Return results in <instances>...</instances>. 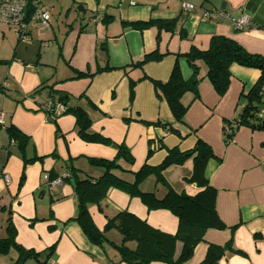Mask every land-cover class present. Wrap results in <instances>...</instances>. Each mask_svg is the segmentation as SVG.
I'll return each mask as SVG.
<instances>
[{"label": "crops", "instance_id": "obj_1", "mask_svg": "<svg viewBox=\"0 0 264 264\" xmlns=\"http://www.w3.org/2000/svg\"><path fill=\"white\" fill-rule=\"evenodd\" d=\"M39 1L45 8L47 0ZM184 1L193 9L183 10L182 0H57L59 16L73 12L79 23L72 51H66L65 41L59 42L50 21L48 27L28 23L27 39L16 43L13 32L0 25L2 40L9 39L14 45L13 50L9 46L7 52H0V238L5 237L10 221L16 244L39 254L24 264H127L120 260L117 248L122 236L115 229L106 231V242L95 246L71 220L77 212L72 174L80 179L99 178L103 170L89 160H111L116 146L124 145L134 162L128 165L120 161L125 172L117 174L132 181L144 164L158 166L166 149L188 151L197 139L205 142L214 155L205 165L204 176L216 191V212L226 228L207 230L188 264H200L210 244L227 243L231 250H226L217 264H264V131L239 127L229 144H225L223 132L224 122L235 119L241 110V93L251 90L260 72L232 65L228 90L219 97L205 77V66L197 63L198 98L193 99L191 93L183 96L188 108L182 124L174 123L167 104L155 97L150 82L167 81L175 55L192 47L206 50L214 35L231 38L248 53L264 57V0ZM240 15H246L249 24L237 30L231 19ZM148 21H173V26L167 31L153 23L134 30L126 24ZM72 24L70 31L75 32ZM31 26L44 28L41 40L33 38ZM153 51L156 53L141 68L132 66ZM158 55L162 58L157 59ZM179 64L183 78L188 79L191 69L183 59ZM73 69L93 76L75 80ZM143 76L147 79L141 80ZM130 80H138L131 104ZM49 87L81 95L71 105L81 107L91 121L90 132L107 138L111 145L82 140L71 114L51 121L41 107L47 101ZM143 121L172 124L181 137L161 127L146 126ZM10 126L28 138L25 158L39 160L24 163L16 144L9 140L6 129ZM150 144L155 150L147 158ZM160 144L163 149H156ZM191 173L192 161L188 160L169 167L163 176L175 192L194 194L198 188L185 180ZM69 174L71 179L65 181ZM56 179L61 182L51 184ZM139 189L158 197L166 192L153 176L145 178ZM121 211L160 232H177V218L169 211L148 210L138 197L115 188H110L99 204L88 206L99 231ZM51 246L53 253L45 257ZM126 246L134 249L136 245L128 242ZM181 246L176 243L175 259ZM17 257L12 249L0 256V264H13Z\"/></svg>", "mask_w": 264, "mask_h": 264}, {"label": "trees", "instance_id": "obj_2", "mask_svg": "<svg viewBox=\"0 0 264 264\" xmlns=\"http://www.w3.org/2000/svg\"><path fill=\"white\" fill-rule=\"evenodd\" d=\"M27 20L28 13L26 14L25 21ZM153 23L155 22H131L126 24L134 30H143ZM155 24L159 28L169 31L173 26V21H159ZM18 41L20 40L18 39ZM155 53L153 51L146 54L141 61L132 66L141 68ZM156 57L157 59H161L162 55ZM180 59H183L191 69V76L188 79L183 78L179 64ZM199 62L205 66V77L219 97L224 96L228 90L231 81L230 68L232 65L256 69L260 72V76L251 90L246 94L241 93V110L237 117L224 122V142L225 144H229L236 130L242 126L248 127L252 131H264V57L248 53L231 38L216 35L210 38L209 46L206 50L192 47L184 54L175 55V62L167 81L150 80L155 97L167 104L174 123L182 124L187 112L188 105L182 102L183 96L191 93L193 94V99L198 98L200 79L198 77L199 68L197 63ZM107 70L112 69L107 68ZM87 76L93 75L74 70L72 78L82 79ZM140 79L146 80L147 77L143 76ZM137 81H129V104L133 102ZM47 100H51L53 104H60L64 107V110L57 114L55 113L54 105L48 111L42 109L50 116L51 121L55 123L59 116L71 114L75 118V128L82 140L111 145V142L107 138L90 132L91 121L87 113L81 107L71 105L72 101L68 93L49 87ZM143 124L161 127L165 132L181 137L180 133L172 127V124L164 125L159 121H143ZM6 130L9 140L14 142L19 149L24 163L28 164L39 160L36 157L25 158L24 152L28 143V138L25 135L12 126ZM156 149H163V145H158ZM154 150L152 144H150L147 158L153 154ZM213 157L211 148L202 140L197 139L193 148L188 151H180L177 147L166 149V155L158 166L151 167L144 164L133 174V180L127 181L117 174L118 171L125 172L119 162L122 161L128 165H132L134 160L124 145H118L116 146V155L113 159L89 160L92 166L103 170L99 178L95 180L89 178L80 179L72 174L71 178L74 180L73 188L77 212L71 220L77 223L87 240L95 246H100L106 242L104 236L106 231L115 229L122 236V244L117 250L120 260L124 263L151 264L159 262L163 264H188L193 256L195 247L202 242L207 230H224L226 228L216 212V191L209 185L204 176L205 165ZM188 160L192 161V173L185 180L188 183L195 184L198 190L194 194L175 192L167 185L163 172L171 166L183 165ZM70 176L71 174L65 177L64 180L69 181L71 179L69 178ZM148 176H153L156 183L165 187L166 192L162 197L156 196L153 192H142L139 189V184ZM53 178L54 176H51L50 180ZM110 188L121 190L130 197H138L148 210L164 209L169 211L177 218V232L175 234L160 232L127 211H121L113 218L108 219L103 231H99L90 217L88 206L99 204L105 198ZM128 242H134L135 248L129 249L126 246ZM177 242H180L182 246L178 257L174 259ZM12 249L18 253V257L13 264H24L28 259L37 258L39 255L33 251L25 250L16 244L15 229L11 222L7 221L6 235L0 238V256L7 255ZM53 250V246L49 247L45 251V257L50 256ZM226 250H231L228 243L224 246L210 244L200 264H217L224 256Z\"/></svg>", "mask_w": 264, "mask_h": 264}, {"label": "built area", "instance_id": "obj_3", "mask_svg": "<svg viewBox=\"0 0 264 264\" xmlns=\"http://www.w3.org/2000/svg\"><path fill=\"white\" fill-rule=\"evenodd\" d=\"M182 9L185 11L193 9V5L182 0ZM28 13V20L26 14ZM50 15L48 11L40 4L39 0H0V24L11 26L16 29L17 37L20 41L27 39L28 23H39L45 27L49 26ZM231 22L235 29L242 30L249 24V18L246 15H240ZM55 107V113H61L64 107L60 104H53L47 100L42 109L48 111L51 106ZM3 123V116L0 114V124ZM46 178V177H45ZM61 181L59 179L51 181L56 185Z\"/></svg>", "mask_w": 264, "mask_h": 264}, {"label": "rangeland", "instance_id": "obj_4", "mask_svg": "<svg viewBox=\"0 0 264 264\" xmlns=\"http://www.w3.org/2000/svg\"><path fill=\"white\" fill-rule=\"evenodd\" d=\"M46 2L47 3H46L45 9L51 15L50 24L52 25V30L55 33V36H57L60 43L65 41L66 51L67 50L72 51L74 46H75L76 35L78 34L77 28L79 27V23L75 21V15L73 14V12H71L67 16H65L64 13L59 16V13H58L59 9H58V5H57L58 4L57 0H47ZM53 6H54V9H53ZM72 22H73L72 26L76 30L75 32L70 31L69 24L71 25ZM0 25H2V24H0ZM3 28L9 29L13 32V35H15L14 41L16 43V40H18L16 29L11 27V26H7V25H3ZM43 29L44 28H42L41 26L40 27L39 26H37V27L31 26L30 30L32 31L33 38H37L36 40H41L40 39V33H41V30H43ZM65 30H67V33H65ZM87 40H89V39H87ZM43 44L48 45V42H45ZM9 46H11V50H13L14 45L12 44V41L11 40L9 41V39L3 41L2 37L0 35V52H7V50H9V48H10ZM75 80H78V79H75ZM80 97H81V95H79V94L70 95L71 101H79ZM157 184H159V183H157ZM159 185H161V184H159ZM174 259H175V257H174Z\"/></svg>", "mask_w": 264, "mask_h": 264}]
</instances>
